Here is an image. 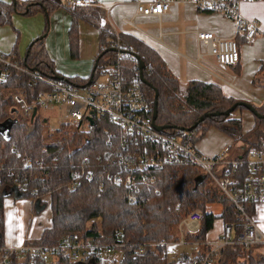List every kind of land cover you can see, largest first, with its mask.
I'll list each match as a JSON object with an SVG mask.
<instances>
[{
  "label": "trees",
  "instance_id": "trees-1",
  "mask_svg": "<svg viewBox=\"0 0 264 264\" xmlns=\"http://www.w3.org/2000/svg\"><path fill=\"white\" fill-rule=\"evenodd\" d=\"M67 8L71 13L69 45L72 57L77 55L78 21L85 20L98 29L100 49L92 69L93 75L100 61L115 60L117 50L120 53L121 71L128 84L137 83L142 89L148 104L153 110L155 90L157 91V125H169L165 132L182 133L185 128L198 121L205 112H223L239 100L225 96L221 88L214 83L197 80L189 82L183 103L178 96V81L169 73L158 54L142 41L128 34H119L121 48L115 50L108 46L115 40L114 33L100 25L101 13L96 6L69 7L64 0H0V26L12 24V15H34L42 12L45 17L43 36L33 38L26 50L21 64L29 69L38 70L44 76L55 77L57 72L44 47V38L49 27V16L58 8ZM243 40V38L241 37ZM238 42V41H237ZM239 43V42H238ZM14 51L17 52L16 49ZM135 55L143 62V83L139 78V65ZM264 68V63L260 71ZM4 79H0V246L4 244L5 196L33 197L35 200L48 194L51 207V224L43 228L41 235L29 244L53 245L63 237L74 233L84 242L87 239L97 244L94 251L81 260H70L63 254H50L48 258L38 256L30 260L28 256L11 257L10 264H104L102 258L105 243L123 241L120 264H167L163 245H149L171 236L172 225L181 216L192 209L203 213L197 231L187 234V239L203 240L207 231L213 227L216 217L224 222L236 219V210L232 202L212 185L208 175L196 165H166L156 171V179L151 184L140 185L135 192L136 198L130 201L126 187L112 180L111 175L117 169L116 162L100 165L99 156L104 159L117 156L120 131L106 118L97 119L88 132H75L70 137L47 141L43 136V124L39 115L32 120L21 121L10 95H4V89L19 90L28 101L35 98L39 91L49 86L42 81L33 83L32 78L13 68H6ZM78 77L68 78L71 83H85ZM82 83V84H83ZM179 101V103H175ZM182 105H186L184 109ZM254 106V105H253ZM264 113V106H254ZM187 108V109H186ZM246 109L238 105L234 111ZM211 126L227 132L233 141L241 140V153L238 160V177L242 180L247 172V149H264V118L254 115V124L242 132L240 118L219 114L205 117L193 130L194 140H198ZM110 132L114 135L110 137ZM109 139V140H108ZM108 140V141H107ZM88 155L94 176L88 180L77 177V185L70 186L71 172L76 164ZM28 156L30 164H25ZM23 181L24 188L15 186V179ZM219 202L222 208L214 213L208 203ZM257 202L245 203L246 209L254 215ZM34 205V202H33ZM39 211L34 205V211ZM141 243H146L142 255L135 254ZM257 245L248 249L240 244L225 246L213 264H263L264 256H259ZM249 256L245 257V253ZM110 254V253H107Z\"/></svg>",
  "mask_w": 264,
  "mask_h": 264
},
{
  "label": "built area",
  "instance_id": "built-area-1",
  "mask_svg": "<svg viewBox=\"0 0 264 264\" xmlns=\"http://www.w3.org/2000/svg\"><path fill=\"white\" fill-rule=\"evenodd\" d=\"M136 3L138 15L159 16L168 10L171 3L190 2L199 10L220 12L234 22L235 33L232 37H221L213 30H197L199 43L206 46V52H200V58L212 57L218 66L236 65L240 58L237 36L245 43L253 41L257 35L264 34V26L256 19H248L240 9L243 0H133ZM69 7L93 6L94 0H64ZM130 24L134 23L126 20ZM108 46L115 50L121 48L118 38ZM117 50L115 60L100 61L92 80L82 85L71 83L65 78L44 76L38 70L23 66L21 59L14 53L0 54V79H4L6 68H13L32 78L33 83L42 81L49 86L46 91H39L35 98L28 101L19 90L11 92V99L20 114L21 121L33 119L39 115L50 129H58L64 125H75L82 131H87L100 118H106L114 123L120 131L117 156L110 155L104 159L101 155L100 165L108 166L116 162L117 169L111 178L122 183L127 189L130 201L136 198L135 192L140 185L151 184L156 179V171L166 165L187 164L196 165L205 172L212 185L226 196L236 210L234 221L224 222L219 235L214 240H194L195 248L190 256L193 264H213L221 250L230 244H240L248 249L257 245L259 256H264V231L258 225L254 215L250 213L245 203L264 202V149L250 147L247 149V172L241 180L237 173V158L228 155L229 146L213 156H206L197 149L194 137L195 130L182 133L165 132L155 127L152 120V108L137 83L128 84L121 71L120 53ZM35 114L32 116L33 111ZM56 110V111H55ZM56 116L57 123L51 122V116ZM114 132H110V137ZM109 140V139H108ZM107 140V141H108ZM25 164H30L28 156ZM114 163H111V166ZM70 186L77 185V177L83 176L92 180L94 173L88 155H84L71 172ZM18 188H24L23 181L15 179ZM203 213L192 209L177 222L180 232L179 241L184 242L186 232H195L200 227ZM169 240L160 239L151 244L163 245ZM150 243V242H149ZM125 245L123 241L105 243L104 252L113 253ZM146 243H141L135 254L142 255ZM92 239L83 241L74 233L63 237L53 245L27 242L17 246H0L1 264H10L12 255L17 258L28 256L35 260L38 256L48 258L50 254L58 253L70 260L84 259L90 251L97 248ZM54 255V254H53ZM249 252L245 253V257ZM264 264V263H263Z\"/></svg>",
  "mask_w": 264,
  "mask_h": 264
},
{
  "label": "crops",
  "instance_id": "crops-1",
  "mask_svg": "<svg viewBox=\"0 0 264 264\" xmlns=\"http://www.w3.org/2000/svg\"><path fill=\"white\" fill-rule=\"evenodd\" d=\"M143 1L148 2L151 0ZM94 3L95 5L93 6L100 9L101 27L108 28L110 32L114 33V38L119 39V34L132 35L158 54L169 73L177 79L178 96L180 98H184L186 95L189 82L197 80L218 85L225 96H231L235 99L244 98V101L249 103L256 102L258 107L264 106V94L258 95V98H256L252 91L254 89H264V68L260 71V67L264 63V34L257 35L249 43H245L241 39V36H237L240 51L238 63L236 65L218 66L210 56L200 58L199 53L206 52V46L198 42L196 31L213 30L221 37H232L235 33L234 22L226 15L220 12L199 10L190 2L171 3L168 10L159 16L138 15L136 13V3L133 0H94ZM240 9L246 18L256 19L264 26V0H243ZM37 14L39 13L37 12L34 15L28 16H37ZM14 15H12V18L15 17ZM125 19L132 21L134 25L126 22ZM42 20L44 22V14ZM8 25H1L0 28H5ZM70 25L71 13L68 12L67 8L63 7L54 10L49 16V29L46 33H50V31L58 26L64 30V33L60 37L62 51L61 53L53 54L51 52L53 47L48 42H44V47L54 64L57 72L56 76L65 79L78 77V80L85 81L87 79L86 81H88L91 75L93 77L92 69L95 66V59L100 49L99 32L90 23L85 20H79L78 52L76 56L72 57L69 45ZM36 27L40 26L36 25ZM10 28L8 26L9 30H11ZM38 34V30H33L21 35L17 29L13 28V37L6 38L4 44H1L4 39L0 41V52H14L22 60L29 42L33 38L38 37ZM82 83H77V85H82ZM224 88L228 92H225ZM12 91L14 90L10 89L8 93L10 97ZM229 91H233L235 94L233 95ZM237 114L238 111H233L230 113V117L238 118ZM250 128H252V124L248 129H242V132ZM224 134L227 141L233 140V137L227 132ZM199 140L196 141V147L206 156L217 154L227 142H224L225 138L223 135L222 142L224 143L220 144L213 145L206 139L198 145ZM240 153L241 149L237 151L236 148L234 149L229 146V157L234 158L236 155H240ZM43 199L47 200V197ZM35 201L31 196L17 198L5 196L3 198L5 246H17L25 243L26 240L38 238L43 228L50 225V211L46 210L48 208L45 205L46 203L40 208L39 205H35ZM33 202L39 208V211H34ZM211 205H219L220 208L214 209V213L220 212L222 208L221 203H208V207ZM255 215L256 210L254 212V217L256 218ZM216 221L220 225L218 234L214 238L207 237V233L212 227L206 233V240H214L219 235L223 221L220 217H216L214 224ZM188 233L193 232L183 234L186 240L180 242V232L178 231V238L165 244V254L166 248L169 245L175 246L176 244L186 242L192 244L193 253L195 248L194 240L197 239H187L186 235ZM106 254L104 252L103 256ZM188 256L187 253H183L181 259L188 260ZM1 257L0 253V264ZM105 261L110 264H120V261L114 255L106 258Z\"/></svg>",
  "mask_w": 264,
  "mask_h": 264
},
{
  "label": "rangeland",
  "instance_id": "rangeland-1",
  "mask_svg": "<svg viewBox=\"0 0 264 264\" xmlns=\"http://www.w3.org/2000/svg\"><path fill=\"white\" fill-rule=\"evenodd\" d=\"M38 13L39 14H37V16H28V17L27 16H17L15 14L14 15L15 17L12 18V24L8 25V26L11 27L10 28L11 30L8 29V26L5 27V28L4 27L0 28V29H2V30H0V34H1L0 41H2V39H4L1 44H4L6 42V38H10V37L12 38L13 37V35H12L13 28L17 29L18 32H20L21 35H24L27 31L38 30V32H39L38 36H43L44 34L42 35V32H43L44 26H45V17H44V22H43V20H42L43 19V13L42 12H38ZM99 13H100V11H99ZM36 25H39L40 27H36ZM48 29H49V27H48ZM10 31H11V33H10ZM62 33H64V30L60 26L54 28L52 31H50V33H48V34L46 33V36L44 38V42H48L49 45L51 47H53L51 49V52L53 54L61 53V51H62V48H61V45H60V37H61ZM49 45H48V47H49ZM0 54H7V53L0 52ZM224 90H225V92H228L227 89L224 88ZM9 91H10V89H4L3 90V94L7 96ZM252 91L254 92V95H255L256 98H258V95H263L264 94V89H262V90L254 89ZM229 92L231 94H233V95L235 94L233 91H229ZM237 100H243L244 101L245 99L244 98H237ZM180 102L183 103V98H180ZM245 102H247V101H245ZM175 103L177 104V103H179V101H175ZM250 104H252L254 106H257L256 102H252V103L250 102ZM182 106H183L182 109H184L186 105H182ZM240 110L241 109L236 110V111H238L237 117L242 120V129L245 130V129H248L249 127H251V124L253 126L254 114L248 109L247 110L243 109L242 111H240ZM50 116L52 117L50 119L51 122L57 123V119H56L57 115L55 117L52 116V115H50ZM94 123H93V125H94ZM90 129H91V127H89L88 130L85 131V132H88ZM76 131L77 132L78 131L79 132H84V131L78 129L75 125H72V124L64 125V126H61L60 128H58L56 130H54V129L52 130V129H50V127L47 124L44 123L43 124V132H42V134H43V136H46V138H47L46 140L47 141H51V140H55V139L57 140V139H59V138H61L63 136L68 138V137L72 136L73 133H75ZM224 133L225 132L222 131L219 128L210 127L204 132V134L202 135L203 137L201 136L199 138L200 140L198 139L199 140L198 141V145H200V143L203 140H206V139L213 145L224 143V142L227 141V138H226ZM222 135L225 138L224 142H222ZM196 141H195V144H196ZM242 144H243V142L241 140H237L235 142L233 140L227 141L225 145L223 144L224 146L221 148V150H219L218 153L222 152L223 148L226 145L231 146L234 149L236 148L237 151H238V150H240L239 148H240V146ZM214 187H216V186H214ZM45 197H47V200L43 199ZM40 199L44 200V202L46 203V204L43 203V205L44 204L47 205L48 208L46 210L50 211V218H51V207H50L49 195L45 194ZM34 201H35V199H34ZM40 203H41V201L39 202V204ZM209 208L212 211H214V209H218L220 207H219V205H211V206H209ZM183 216H181V217H183ZM255 216H256V219L258 220V225L264 231V202H261V203H259L257 205V207H256V215ZM35 221H36V219H35ZM50 221H51V219H50ZM177 222H175L172 225L171 236L169 238H167L166 240L172 241V240H175L176 238H178V231L179 230H177ZM50 224H51V222H50ZM219 229H220V225L216 221L215 224L213 225V228L207 233V237L214 238L218 234ZM157 241H159V240H157ZM157 241H154L153 243H155ZM149 245L154 247L157 244H151V242H150ZM163 246H164L163 249H164V252H165V244H163ZM182 252L183 253H187L189 255L188 257L190 258L191 253H192V244L186 242V243H183V244H181V243L176 244L175 246H173L172 244L169 245L166 248L167 264H193V263H190L189 258H188V260L181 259L182 258L181 256L183 254ZM113 255L117 257L118 261H120L121 256H122V250H116L113 253L106 254V255L102 256V258L104 259V264H110V263H107L105 261V259L108 258V257H111Z\"/></svg>",
  "mask_w": 264,
  "mask_h": 264
},
{
  "label": "water",
  "instance_id": "water-1",
  "mask_svg": "<svg viewBox=\"0 0 264 264\" xmlns=\"http://www.w3.org/2000/svg\"><path fill=\"white\" fill-rule=\"evenodd\" d=\"M135 58L137 59L138 61V65H139V78L140 80L145 83V79L143 78V74H142V69H143V62L138 58V56L135 55ZM58 78H62V77H59L57 76ZM92 80V75L90 76V78L88 79L87 83H89L90 81ZM238 105H242L244 106L246 109L250 110L254 115H256L257 117H260V118H264V113H259L256 108L250 104L249 102H245V101H238L236 103H234L231 107H229L228 109H226L225 111L223 112H220V111H211V112H205L203 113L202 115H200L199 119L197 122H195L192 126L190 127H187L183 130L185 131H190L192 130L193 128H195V126L199 123V122H202L204 120L205 117H210V116H216V115H219V114H223V115H229L230 113H232L234 111V109L238 106ZM35 114V110L33 111V114L32 116ZM156 114H157V91L155 90V95H154V105H153V111H152V120H153V123L155 125V127L159 130H163V129H168L170 128L169 125H157L155 123V117H156ZM90 123L93 124V121L90 120ZM39 202L38 200L35 201V205H38ZM40 208L43 207V205H40Z\"/></svg>",
  "mask_w": 264,
  "mask_h": 264
}]
</instances>
